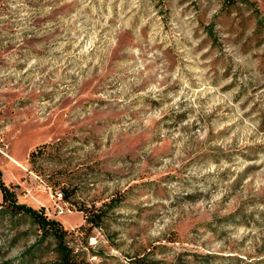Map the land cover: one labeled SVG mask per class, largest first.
I'll list each match as a JSON object with an SVG mask.
<instances>
[{
    "label": "rangeland",
    "instance_id": "1",
    "mask_svg": "<svg viewBox=\"0 0 264 264\" xmlns=\"http://www.w3.org/2000/svg\"><path fill=\"white\" fill-rule=\"evenodd\" d=\"M0 169L71 264H264V0H0ZM64 261L0 190V264Z\"/></svg>",
    "mask_w": 264,
    "mask_h": 264
},
{
    "label": "trees",
    "instance_id": "2",
    "mask_svg": "<svg viewBox=\"0 0 264 264\" xmlns=\"http://www.w3.org/2000/svg\"><path fill=\"white\" fill-rule=\"evenodd\" d=\"M251 2V0H244ZM41 149V148H39ZM37 154V151L31 153L32 158ZM0 190L2 194V205L7 210L14 214H21L31 217L38 225L41 231V237L46 238L52 236L57 240L58 248L60 250L62 260L66 264H71L69 261V254L71 248L65 241V235L67 230L64 229L61 221L50 218L45 214L44 207L35 208L25 202H20L16 191L9 185H7L3 179V171L0 169ZM64 198H67V194L64 193ZM85 216L86 223L91 226H99L102 221L103 211L98 210L97 212L91 211Z\"/></svg>",
    "mask_w": 264,
    "mask_h": 264
},
{
    "label": "built area",
    "instance_id": "3",
    "mask_svg": "<svg viewBox=\"0 0 264 264\" xmlns=\"http://www.w3.org/2000/svg\"><path fill=\"white\" fill-rule=\"evenodd\" d=\"M60 206V205H59ZM60 208H61V211H62V207L60 206Z\"/></svg>",
    "mask_w": 264,
    "mask_h": 264
}]
</instances>
